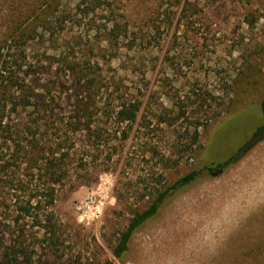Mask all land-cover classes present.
Segmentation results:
<instances>
[{
    "label": "rangeland",
    "instance_id": "374dc122",
    "mask_svg": "<svg viewBox=\"0 0 264 264\" xmlns=\"http://www.w3.org/2000/svg\"><path fill=\"white\" fill-rule=\"evenodd\" d=\"M47 1L0 0V41L17 17ZM60 3L70 8L71 18L58 42L77 36L68 39L70 46L77 41V57L86 53L102 68L100 91H82L84 99L97 110L112 98L117 103L119 95L142 105L129 125L100 112L92 116L100 136L88 144L86 167L73 172V184L55 186L48 230L19 210L5 212L17 224L12 234L4 228L0 254L13 239L18 249L14 253L10 247L5 254L14 261L0 258V264L263 263L264 135L227 168L213 175L203 172L173 194L133 233L122 258L114 257L112 249L153 191L226 159L262 122L264 0ZM113 25L120 26L117 39L108 37ZM33 49L38 46L26 51ZM14 52L6 49L10 57ZM60 77L63 85L58 81L54 89L67 94L55 97L53 105L67 114L73 86L68 75ZM107 79L111 89L102 87ZM124 128L129 136L121 141ZM16 193L19 201L28 195Z\"/></svg>",
    "mask_w": 264,
    "mask_h": 264
},
{
    "label": "trees",
    "instance_id": "16d2710c",
    "mask_svg": "<svg viewBox=\"0 0 264 264\" xmlns=\"http://www.w3.org/2000/svg\"><path fill=\"white\" fill-rule=\"evenodd\" d=\"M60 7V0H48L43 8L34 9L26 17H17L0 41V248L5 244L4 228L12 234L17 224V218L9 219L5 212L19 210L25 217H31L37 226L48 228L45 223L52 220L53 213L47 208L55 201V186L71 183L73 172L86 167L88 144L92 145L91 139L100 136L92 116L100 112L118 124L129 125L136 121L142 105L139 99L119 95L117 103L112 98L110 104L97 110L84 99L83 92L100 91L102 68L86 53L77 57L74 51L77 41L70 46L68 40L77 36L63 37L58 42V36L65 33L71 18L70 8ZM119 32L120 26L113 25L108 37L117 39ZM35 45L38 49L31 53L26 51L28 46ZM6 49L15 50L13 57L6 55ZM63 49L71 50L65 52ZM62 74L68 75L73 86L68 89L73 88V94L69 95L71 103L67 114L55 111L53 105L55 97L60 99L66 92L54 89L58 81L63 85ZM119 84L123 83L114 86L115 91H120ZM112 86L109 79L102 83L106 89ZM260 107L263 120L239 150L224 160L188 171L151 193L148 204L136 211L119 233L112 249L114 257L120 259L127 254L133 233L156 215L173 194L192 184L203 172L213 175L227 168L246 146L264 135V97ZM121 133L120 140H127L129 132L124 128ZM18 190L28 192L27 197L19 201ZM11 241L14 243L10 247L15 253L17 240ZM10 247L4 246L5 253ZM5 253L0 254V258L7 260L9 256ZM14 258L10 257L9 262ZM102 264L113 263L106 260Z\"/></svg>",
    "mask_w": 264,
    "mask_h": 264
}]
</instances>
